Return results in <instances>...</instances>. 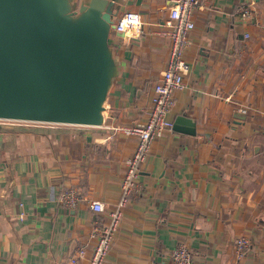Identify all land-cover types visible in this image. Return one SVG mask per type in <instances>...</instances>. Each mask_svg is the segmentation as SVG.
Listing matches in <instances>:
<instances>
[{
  "label": "crops",
  "instance_id": "obj_1",
  "mask_svg": "<svg viewBox=\"0 0 264 264\" xmlns=\"http://www.w3.org/2000/svg\"><path fill=\"white\" fill-rule=\"evenodd\" d=\"M90 1L68 0L73 17ZM169 4L114 2L113 23L134 10L142 31L108 29L100 124H0V264H69L79 244L86 255L77 264H89L97 217L89 202L110 209L119 197L136 139L116 127L146 116L169 53L162 25ZM192 18L189 69L168 113L173 129L150 143L141 192L123 208L102 264H170L167 252L181 243L193 264H264V0H200ZM62 187L83 199L62 206ZM240 235L250 249L237 260Z\"/></svg>",
  "mask_w": 264,
  "mask_h": 264
},
{
  "label": "water",
  "instance_id": "obj_2",
  "mask_svg": "<svg viewBox=\"0 0 264 264\" xmlns=\"http://www.w3.org/2000/svg\"><path fill=\"white\" fill-rule=\"evenodd\" d=\"M115 1L0 0V118L101 123Z\"/></svg>",
  "mask_w": 264,
  "mask_h": 264
},
{
  "label": "built area",
  "instance_id": "obj_3",
  "mask_svg": "<svg viewBox=\"0 0 264 264\" xmlns=\"http://www.w3.org/2000/svg\"><path fill=\"white\" fill-rule=\"evenodd\" d=\"M199 6L200 0H170L167 17L162 23L163 34L169 38L170 42L169 53L166 66L152 87L146 116L133 124L116 127L124 134L134 136L136 139L132 153L125 159V173L120 181L119 197L110 209H106L100 200L94 199L89 202L90 209L97 214L89 232V238L93 241L89 264L103 263L118 230L123 208L141 192L139 175L150 143L173 129V122L169 119L168 113L175 101L174 92L183 87V76L189 69L184 54L190 42V32L194 27L192 13ZM240 15L243 19L250 17L248 5L241 6ZM113 29L124 36L139 35L142 31L141 14L134 10L123 11L114 22ZM244 36L247 37L248 33H244ZM82 199L83 196L71 187H62L57 195V201L64 207H73ZM249 249L250 243L247 237L240 235L234 239L235 259L244 258ZM85 255L86 245L79 244L69 256V264H77ZM166 256L170 264H193L192 252L183 243L168 251Z\"/></svg>",
  "mask_w": 264,
  "mask_h": 264
},
{
  "label": "rangeland",
  "instance_id": "obj_4",
  "mask_svg": "<svg viewBox=\"0 0 264 264\" xmlns=\"http://www.w3.org/2000/svg\"><path fill=\"white\" fill-rule=\"evenodd\" d=\"M0 124L2 125H14V126H21V124H27V125H34V126H38V125H54L57 123H49V122H42V121H28V120H16V119H12V120H3L0 119ZM20 124V125H17Z\"/></svg>",
  "mask_w": 264,
  "mask_h": 264
},
{
  "label": "bare ground",
  "instance_id": "obj_5",
  "mask_svg": "<svg viewBox=\"0 0 264 264\" xmlns=\"http://www.w3.org/2000/svg\"><path fill=\"white\" fill-rule=\"evenodd\" d=\"M62 124H69V123H62Z\"/></svg>",
  "mask_w": 264,
  "mask_h": 264
}]
</instances>
